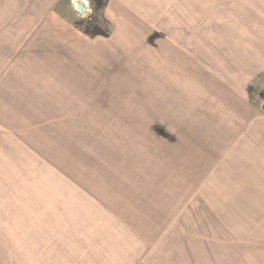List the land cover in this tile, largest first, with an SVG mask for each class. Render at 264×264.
Listing matches in <instances>:
<instances>
[{"label":"crops","instance_id":"crops-1","mask_svg":"<svg viewBox=\"0 0 264 264\" xmlns=\"http://www.w3.org/2000/svg\"><path fill=\"white\" fill-rule=\"evenodd\" d=\"M74 1L0 0V182L65 252L95 210L112 262L264 264V0Z\"/></svg>","mask_w":264,"mask_h":264},{"label":"rangeland","instance_id":"rangeland-1","mask_svg":"<svg viewBox=\"0 0 264 264\" xmlns=\"http://www.w3.org/2000/svg\"><path fill=\"white\" fill-rule=\"evenodd\" d=\"M87 5L89 12L78 14L84 23H90L94 20L93 10L88 3ZM140 53L133 51V53L128 52L127 54L122 55L113 54L112 61L113 63L121 61L123 65L127 63L129 70L122 69L121 72H127L128 78L137 79L139 78V72L134 69V66L137 62L135 58H138V55L141 57ZM141 79L142 78L139 80ZM133 92L134 91H130V93ZM251 93L252 104L257 108L264 110V76L257 77V79L253 80L251 83ZM151 103L152 102L144 103V108L147 109L150 107ZM191 136L194 140H199L200 134L193 133ZM243 173L244 174L239 173V175L238 173L234 174L235 176H233L235 180L233 182H225L228 188L236 185L239 189H251V169L247 173ZM17 179L16 182L12 181V183L0 182V264H100L79 261V259L84 257L83 255L85 253L88 254L89 247H92V250L100 253L99 255L94 253L91 254V256L94 259L101 260V264H121L118 261H109L106 258V251L99 250L100 246L95 245L97 242L96 239L103 242L102 240L105 233L102 228L100 229L99 223L96 221L98 215L95 210L88 214L86 213L87 215L78 212L73 213L77 220L75 222H81L79 225H76L71 232L72 237H74L72 239V245L77 246L83 243V250H80L77 247H73V249L70 247L72 250L65 252L64 247L61 250L62 247L54 245L55 240L53 239L56 238H54L55 231L47 228L48 221L46 218L43 222L39 220L41 208L38 206H36V208L31 207V203L30 205H21L22 200L20 197L25 185L24 182L27 178L24 177L25 181H19ZM5 185H13V187L12 190H6L5 196H3V187ZM127 187L129 188L128 182H125L122 184L121 188L128 191ZM133 187H136L135 183L133 184ZM115 191L116 194L119 193V190ZM70 192L71 191L68 193L69 195L71 194ZM101 199L104 201L106 200L104 197H101ZM109 200L108 202H110L112 206H115L118 205L120 197H112ZM73 222V220L66 221L62 231H65L66 229L69 230L71 227L70 224ZM46 229H49V231ZM78 229H82L83 231L80 233ZM82 237L95 238V244L87 246L90 243L82 241L85 240L80 239Z\"/></svg>","mask_w":264,"mask_h":264},{"label":"built area","instance_id":"built-area-1","mask_svg":"<svg viewBox=\"0 0 264 264\" xmlns=\"http://www.w3.org/2000/svg\"><path fill=\"white\" fill-rule=\"evenodd\" d=\"M74 9L78 14H85L88 13V5L85 0H75L74 2Z\"/></svg>","mask_w":264,"mask_h":264}]
</instances>
